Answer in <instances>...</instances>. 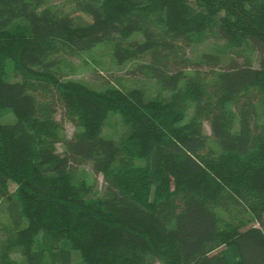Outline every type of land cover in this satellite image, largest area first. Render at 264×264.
I'll return each mask as SVG.
<instances>
[{"label":"trees","instance_id":"1","mask_svg":"<svg viewBox=\"0 0 264 264\" xmlns=\"http://www.w3.org/2000/svg\"><path fill=\"white\" fill-rule=\"evenodd\" d=\"M199 35L228 49L193 58ZM108 41L168 100L57 71ZM4 112L0 264H74L73 251L82 264H264V0H0ZM115 114L117 139L102 132ZM83 164L102 176L94 194L73 179Z\"/></svg>","mask_w":264,"mask_h":264},{"label":"rangeland","instance_id":"2","mask_svg":"<svg viewBox=\"0 0 264 264\" xmlns=\"http://www.w3.org/2000/svg\"><path fill=\"white\" fill-rule=\"evenodd\" d=\"M65 0H45L47 5L59 6L62 5ZM215 48L218 51L228 49L221 41H213L210 38H206L203 35L195 38L194 47L190 51L193 58L198 57L200 53L206 51L207 48ZM113 42H104L97 45L90 51L80 52L69 55H63L59 58V63L56 67L59 74L64 79L80 82L97 91H104L108 87H117L122 90H143L148 98L155 101H167L172 94L169 90L162 89L157 83L149 79L143 74L132 73V68L140 63L138 61H131L125 63L122 66H116L113 59ZM234 52V50H233ZM252 57V53H247ZM11 65H8V71L11 69ZM185 89L184 83L181 84V90ZM56 119L61 123L64 133L67 138H70L73 134V126L62 118L61 112H57ZM14 120V116L10 112H4L1 116V122H11ZM207 134H209L208 127L205 126ZM106 136L117 139L123 132L121 120L118 115H113L107 119L103 126L102 131ZM57 152H62L61 146H57ZM73 179L76 184L79 181H83L86 186L91 188L92 193H96L102 188L103 179L101 175H95L90 167V164H83L76 168ZM15 189L14 185H10V192ZM1 231L0 226V238H5ZM36 244L43 243V234H38L35 237ZM69 248L67 244L65 246ZM74 253V264H82L80 255ZM48 256V255H47ZM46 256L45 264H49V259ZM11 259L17 263L23 262V257L20 253L10 255Z\"/></svg>","mask_w":264,"mask_h":264}]
</instances>
